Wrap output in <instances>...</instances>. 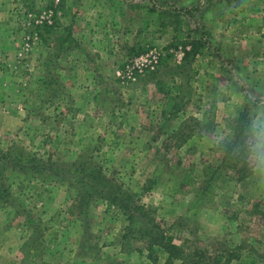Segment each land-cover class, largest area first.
<instances>
[{
  "label": "rangeland",
  "instance_id": "1",
  "mask_svg": "<svg viewBox=\"0 0 264 264\" xmlns=\"http://www.w3.org/2000/svg\"><path fill=\"white\" fill-rule=\"evenodd\" d=\"M149 49L154 68L117 76ZM238 79L264 93V0H0V146L61 167L88 149L187 252L153 259L105 198L84 222L66 180L9 168L40 234L0 203V264H264V188L208 139L244 108Z\"/></svg>",
  "mask_w": 264,
  "mask_h": 264
},
{
  "label": "trees",
  "instance_id": "2",
  "mask_svg": "<svg viewBox=\"0 0 264 264\" xmlns=\"http://www.w3.org/2000/svg\"><path fill=\"white\" fill-rule=\"evenodd\" d=\"M152 8V7H151ZM49 28V27H45ZM49 32V30H46ZM66 31V33H63ZM61 31L56 38L59 40L58 47H60L65 40L73 39L69 30ZM202 46V41H192L190 48L185 50L186 56L199 51ZM188 59V58H187ZM181 98V97H180ZM177 107H175V110ZM246 111V106L240 111V120L244 119L243 113ZM240 121L234 119L232 126L237 125ZM224 159H229V166L239 164L236 170L240 175L246 174L243 167L238 161L233 160L229 156H224ZM9 168H16L24 172L30 171L32 174H50L66 180L67 184L73 188V193L68 195L70 199L71 208L70 213L78 216L83 214L84 222L86 218L85 211L87 210L89 201L95 197L100 196L105 198L109 204L117 206L125 217V224L122 228L120 237L122 240L129 241L136 237L144 238L146 248L149 250L148 255L155 259L154 252L163 251L166 253L165 260L170 261L173 258L186 257L187 252L184 251L181 245L173 241V236L160 225V223L151 217L147 208L140 201L134 197L133 191L124 189L115 179L110 175L104 173L102 167L92 158V153L88 149L79 151L73 163L67 167H61L57 163H47L45 161L36 159L34 156L23 157L9 148L0 146V203L10 201L12 202L13 210L16 213H25L26 222L30 224L34 234L39 235V224L36 218L32 215V208H28L17 201V197L11 189V185H6L4 177ZM206 185L205 188H208ZM18 203V207L15 204ZM227 256V255H226ZM233 254L227 257L225 263L232 260Z\"/></svg>",
  "mask_w": 264,
  "mask_h": 264
},
{
  "label": "clouds",
  "instance_id": "3",
  "mask_svg": "<svg viewBox=\"0 0 264 264\" xmlns=\"http://www.w3.org/2000/svg\"><path fill=\"white\" fill-rule=\"evenodd\" d=\"M238 99L244 101L246 111L241 121L237 112L233 119L240 121L209 135V141L221 152L219 159L229 156L248 171L255 187L264 188V93L252 88L247 81L237 80ZM231 87V86H229Z\"/></svg>",
  "mask_w": 264,
  "mask_h": 264
},
{
  "label": "built area",
  "instance_id": "4",
  "mask_svg": "<svg viewBox=\"0 0 264 264\" xmlns=\"http://www.w3.org/2000/svg\"><path fill=\"white\" fill-rule=\"evenodd\" d=\"M45 16L46 22H51L50 13ZM43 18L35 19V22L41 23ZM178 59H181L183 56V50L177 52ZM159 59V53L155 49H149L138 55L129 57L121 66L117 67L115 72L118 77L123 81L135 80L140 74L144 72L147 68H154Z\"/></svg>",
  "mask_w": 264,
  "mask_h": 264
}]
</instances>
